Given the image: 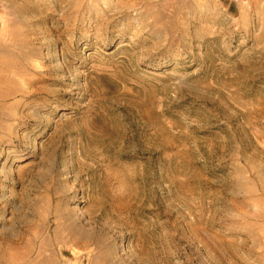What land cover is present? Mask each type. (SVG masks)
<instances>
[{
    "label": "rangeland",
    "instance_id": "1",
    "mask_svg": "<svg viewBox=\"0 0 264 264\" xmlns=\"http://www.w3.org/2000/svg\"><path fill=\"white\" fill-rule=\"evenodd\" d=\"M0 264H264V2L0 0Z\"/></svg>",
    "mask_w": 264,
    "mask_h": 264
},
{
    "label": "crops",
    "instance_id": "2",
    "mask_svg": "<svg viewBox=\"0 0 264 264\" xmlns=\"http://www.w3.org/2000/svg\"><path fill=\"white\" fill-rule=\"evenodd\" d=\"M238 1V0H237ZM256 1H262V2H264V0H256Z\"/></svg>",
    "mask_w": 264,
    "mask_h": 264
}]
</instances>
